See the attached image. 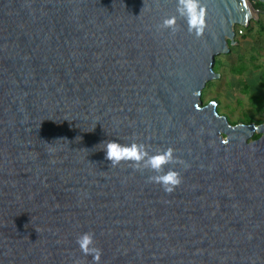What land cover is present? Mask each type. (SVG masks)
<instances>
[{"label":"water","instance_id":"95a60500","mask_svg":"<svg viewBox=\"0 0 264 264\" xmlns=\"http://www.w3.org/2000/svg\"><path fill=\"white\" fill-rule=\"evenodd\" d=\"M180 7L0 0V264H264V122L233 124L202 99L260 10L198 0L197 36ZM111 140L172 147L165 171L182 183L166 193L148 170L111 167Z\"/></svg>","mask_w":264,"mask_h":264},{"label":"rangeland","instance_id":"374dc122","mask_svg":"<svg viewBox=\"0 0 264 264\" xmlns=\"http://www.w3.org/2000/svg\"><path fill=\"white\" fill-rule=\"evenodd\" d=\"M259 19L264 24V13H260ZM243 27L246 26H238V30L247 35L235 36L238 42L233 51L216 56L214 66L217 65L220 76L207 82L202 99L206 103L215 98L219 113L233 124H256L264 122V88L259 85L264 78V31L259 24L250 32Z\"/></svg>","mask_w":264,"mask_h":264},{"label":"clouds","instance_id":"9594fccd","mask_svg":"<svg viewBox=\"0 0 264 264\" xmlns=\"http://www.w3.org/2000/svg\"><path fill=\"white\" fill-rule=\"evenodd\" d=\"M181 15H186L189 24V30H195L196 35L200 36L204 30V10L199 9L196 12L198 0H179ZM176 17L167 18L163 21V28H171L175 31ZM106 158L111 161V167H116L122 162L128 163L138 171L148 170L151 175L148 176L150 183L158 184L164 192H173L181 183V173L167 165L175 164L178 158L175 156L172 147L151 153L148 147L143 143L122 144L118 141H108L106 143ZM76 244L82 254L93 256L94 261H99L102 250L97 246L95 234L84 232L76 239Z\"/></svg>","mask_w":264,"mask_h":264},{"label":"trees","instance_id":"16d2710c","mask_svg":"<svg viewBox=\"0 0 264 264\" xmlns=\"http://www.w3.org/2000/svg\"><path fill=\"white\" fill-rule=\"evenodd\" d=\"M252 3L254 4V6H255L257 9L260 10V13H264V2H261L260 0H255V1H253ZM255 24H259V25L261 26V30L264 31V24L262 23V20H261V19H258V20L252 19L251 22H250V24H249L248 26H246V27H243V29H246L247 32H250V31L253 30ZM235 29H236V35H240V36H242V37H246L247 34H243V31H242V33L239 32V30H238V29H239L238 26H236ZM243 29H242V30H243ZM235 40H236V42H238V39H235ZM230 48H231V51H233V45H230ZM214 70H215V71L218 70L217 65L214 66ZM242 70H244V68H242ZM233 71H237V70H236L235 68H233ZM240 73H241V72H240ZM256 80H258V79H256ZM259 85H260L262 88H264V78H262V80L260 81ZM256 88H257V86H256ZM261 92H262V91H261ZM262 93H263V92H262ZM263 96H264V93H263ZM212 100H216V99L213 98ZM206 103H208V102H206ZM206 103H204V104H206ZM259 136H260V134H255V135L253 136V138H258Z\"/></svg>","mask_w":264,"mask_h":264},{"label":"built area","instance_id":"2783aa9c","mask_svg":"<svg viewBox=\"0 0 264 264\" xmlns=\"http://www.w3.org/2000/svg\"><path fill=\"white\" fill-rule=\"evenodd\" d=\"M253 1H255V0H253Z\"/></svg>","mask_w":264,"mask_h":264}]
</instances>
